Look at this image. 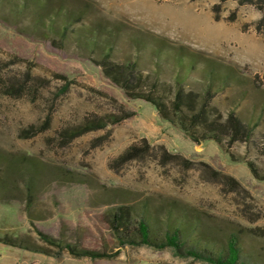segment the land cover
<instances>
[{
    "label": "rangeland",
    "instance_id": "1",
    "mask_svg": "<svg viewBox=\"0 0 264 264\" xmlns=\"http://www.w3.org/2000/svg\"><path fill=\"white\" fill-rule=\"evenodd\" d=\"M82 1L91 6L72 31L88 35L102 25L115 58L141 53L139 68L153 79L165 42L163 54L170 59L160 69V84L167 87L176 73L173 58L184 49L197 63L188 89L201 93L210 69L229 77L210 103V121L222 123L237 111L252 121L254 132L233 144L221 132L223 147L192 138L178 121L165 120L153 104L127 97L110 82L88 60L92 48H61L37 33L19 32L28 23L24 18H0V180L8 183L0 198V264H205L177 257L170 248L121 244L109 221L120 206L136 209L137 219L146 214L160 235L169 209L175 216L183 207L204 235L237 232L244 254L264 264V179L247 164L254 162L264 174L262 12L239 0ZM126 113L133 114L117 122ZM25 155L38 159L40 182L31 195L23 185L25 168L9 167ZM38 230L113 255L76 256L67 248L59 253Z\"/></svg>",
    "mask_w": 264,
    "mask_h": 264
},
{
    "label": "trees",
    "instance_id": "2",
    "mask_svg": "<svg viewBox=\"0 0 264 264\" xmlns=\"http://www.w3.org/2000/svg\"><path fill=\"white\" fill-rule=\"evenodd\" d=\"M74 1L0 0V18L7 20L9 15L15 18H24L28 23H24L19 32L26 35L37 33L44 40L49 39L61 48H66L70 43H79L84 48H92V54L87 56L88 60L100 66L110 82L121 88L127 97L143 98L153 104L165 120L173 123L178 121L184 132L192 138L211 139L221 147H223L221 132L228 134L229 144L237 141L245 142L251 138L255 125L252 121H247L237 111H229L222 123H219V118L214 121L209 119L208 108L210 103L216 92L219 91L220 85L229 84V77H218L215 70L210 69L206 73L201 93L188 89L189 72L194 67L196 68L197 63L189 60L184 55V49L181 48L179 54L173 58L176 68L173 83L168 87L165 84L161 85L160 69L165 68V60L170 59L163 54L162 47L165 46V42L159 44L157 51L155 59L156 77L153 79L151 74L143 75L139 68L143 57L141 53L127 60L116 59L115 45L111 44L102 33V25L98 24V31L91 30L88 35H84L78 30L72 31L75 22L83 20L88 13L86 10L91 6L89 3L79 0V2L75 1L76 7L73 5ZM239 2L240 4L249 3L257 6L262 12L260 22L264 24V0H239ZM219 18L216 16V19ZM135 47L137 50L140 49L138 41L135 42ZM148 81L151 82L150 85L145 84ZM132 114L126 113L116 120L120 122ZM103 125V123L90 125L85 130ZM200 133L201 135H199ZM129 149H133V146ZM21 158L20 162H11L9 167L17 165L16 171L18 172L25 168L22 174L23 185L28 194L31 195L33 188L40 182L38 159L28 155ZM3 159V153L0 151V161ZM247 164L256 178L264 179V174L260 173L254 162L248 161ZM225 176L236 182L233 177ZM7 184V182L0 180V198L6 190ZM135 212L136 209L133 207L120 206L111 213L109 221L121 244L147 245L156 249L170 248L177 257L189 258L205 264H257L251 256L244 254L241 238L237 232H231L223 238L208 237L202 232L199 220L191 218L183 207H178V215L175 216L173 210L169 209L167 228L163 235H160L153 228L146 214L138 216L137 219L134 217ZM190 231L195 235L192 240H189L188 232ZM38 234L42 240L56 248L59 253L67 248L76 256L105 258L113 255L107 251L79 248L77 245L55 239L39 230ZM5 240L13 244L15 242L10 239ZM39 248V251L48 252L46 247L40 246Z\"/></svg>",
    "mask_w": 264,
    "mask_h": 264
}]
</instances>
